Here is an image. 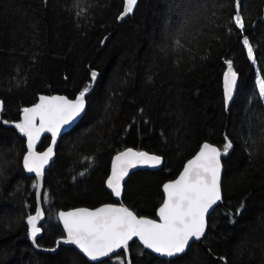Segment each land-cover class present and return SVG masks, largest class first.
Segmentation results:
<instances>
[{"label": "trees", "instance_id": "trees-1", "mask_svg": "<svg viewBox=\"0 0 264 264\" xmlns=\"http://www.w3.org/2000/svg\"><path fill=\"white\" fill-rule=\"evenodd\" d=\"M124 8L125 0H0V264H264V0H139L120 23ZM228 61L239 76L229 109ZM92 72L99 77L87 113L45 173L46 219L34 247L27 217L38 208L36 179L25 173L26 136L15 125L41 95L75 99L90 90ZM205 143L232 145L222 158V203L182 256L160 259L138 241L100 263L68 244L37 251L66 239L60 211L115 202L107 180L116 154L133 148L163 158L161 170L130 175L122 198L137 216L156 219L163 185Z\"/></svg>", "mask_w": 264, "mask_h": 264}, {"label": "snow or ice", "instance_id": "snow-or-ice-1", "mask_svg": "<svg viewBox=\"0 0 264 264\" xmlns=\"http://www.w3.org/2000/svg\"><path fill=\"white\" fill-rule=\"evenodd\" d=\"M135 4L136 0H127L125 14L131 11ZM234 19L236 26L243 29L244 24L239 13ZM243 43L247 48L249 60L255 62L249 41L244 39ZM96 75L95 72L91 74L93 81ZM236 80L237 74L233 71L232 62L228 61L227 72L224 74L226 102L232 99ZM258 83L259 95L264 98V79ZM88 91V88L82 90L75 100L62 96H41L39 104L23 110V122L15 126L28 141V154L23 161L24 168L30 173L35 172L38 181L43 177L44 166L52 158L53 149L49 147L46 152L37 154L34 151L36 140L42 132L47 131L52 134V142L55 144L60 129L70 124L84 111L85 96ZM231 147V143H228L221 151L205 143L195 158L187 162L179 178L163 185L166 198L159 208V222L140 218L123 205L120 207L107 205L94 211L81 208L72 212H60L58 218L67 233V239L63 243L74 244L91 261L108 257L119 249L127 252L129 241L134 237L138 238L145 248L162 256L172 257L183 253L190 240H199L204 236L209 210L222 198L220 157L222 154L226 155ZM161 163L160 156L150 155L147 152H137L132 149L120 152L112 162V173L107 180V186L116 197H120L121 182L128 175L130 168H135L137 165L155 168ZM34 187H39V182ZM44 200L47 201V196ZM43 218L44 212L40 208L36 209L35 215L27 217L34 243L41 231L38 221Z\"/></svg>", "mask_w": 264, "mask_h": 264}, {"label": "water", "instance_id": "water-1", "mask_svg": "<svg viewBox=\"0 0 264 264\" xmlns=\"http://www.w3.org/2000/svg\"><path fill=\"white\" fill-rule=\"evenodd\" d=\"M138 4H139V0H136V4L134 5V6H132V9H131V11H129V12H127L126 14H125V9L127 8V0H125V8H124V12L119 16V18H118V21L121 23V22H123L126 18H127V16L128 15H130V13H132V12H134L136 9H137V7H138ZM262 21H264V9H263V17H262ZM93 73V72H92ZM96 73V72H95ZM97 75H96V79H95V81H93V83H92V87H91V89L87 92V94H86V96H85V109H84V111L78 116V117H76L70 124H67V125H64L61 129H60V131H59V134L56 136V138H55V144H53V142H52V134L50 133V132H47V131H45V132H42L41 134H40V136H39V139L38 140H36V142H35V148H34V151L37 153V154H42V153H44V152H46L47 150H48V148L49 147H51L52 149H53V155H52V158H51V160H49V162L44 166V170H43V177L41 178V179H39V181H38V178H37V176H36V174H35V172H28L25 168V173H26V175L28 176V177H34L35 179H36V184L39 182V187H37V199H38V208H40L43 212H44V210H43V208H42V206H41V199H42V196H43V186H44V178H45V173L50 169V167H51V165L53 164V162L55 161V159H56V149H57V147H58V145H59V142H60V140H61V138L66 134V133H68V132H70L84 117H85V115H86V113H87V109H88V102H87V99L89 98V96L92 94V92L94 91V89H95V87H96V85H97V81H98V77H99V75H98V73H96ZM238 82H239V76L237 75V80H236V87L234 88V90H233V96H232V99L230 100V101H228V102H226V107H227V109H229L230 107H231V105H232V103H233V101H234V98H235V95H236V92H237V88H238ZM41 96H45V97H54V96H62V97H65V98H67V99H69L67 96H65V95H61V94H56V95H54V96H47V95H41ZM40 96V97H41ZM40 97H39V99H38V102H37V104H39L40 103ZM78 97V96H77ZM76 97V98H77ZM75 98V99H76ZM75 99H69V100H75ZM36 104V105H37ZM36 105H34V106H31V107H28V108H33V107H35ZM1 113H3V104H2V102H0V114ZM23 118H24V112L22 113V115H21V121L23 122ZM36 123H37V126L39 125V120L37 119V121H36ZM46 137H49V138H51V141H50V145H49V147H47L44 151H39V147H40V145L42 144V142H43V140L46 138ZM208 144H210V143H208ZM204 145V144H203ZM211 146H213V147H216V146H214V145H212V144H210ZM202 148V147H201ZM201 148H200V150H201ZM218 150H220L218 147H216ZM26 154H25V156L28 154V141H27V137H26ZM129 149H132L133 151H137V152H139L138 150H136V149H133V148H129ZM126 150H128V149H126ZM126 150H123V151H126ZM199 150V151H200ZM122 151V152H123ZM199 151L191 158V159H194L195 158V156L199 153ZM143 152H146V151H143ZM148 153V152H147ZM119 154V153H118ZM150 154V153H149ZM117 155V154H116ZM115 155V156H116ZM150 155H153V154H150ZM223 155L224 154H222L221 155V157H220V159H221V176H220V188H221V197H222V177H223V174H224V167H223V163H222V158H223ZM115 156H114V158H115ZM114 158H113V160H114ZM162 158V157H161ZM191 159H189V160H191ZM188 160V161H189ZM187 161V162H188ZM113 162V161H112ZM187 162L185 163V165H184V167L186 166V164H187ZM163 165H164V160H163V158H162V163L158 166V167H155V168H153V167H150V166H148V165H137V167H135V168H130L129 170H128V175L126 176V177H124V179H123V181L121 182V184H122V192H121V196L120 197H116L113 193H112V190L110 189V188H108V186H107V189H108V191L113 195V197H114V199H115V202L114 203H106V204H103V205H100V206H98V207H96V208H86V209H89V210H92V211H94L95 209H97V208H100V207H103V206H107V205H111V206H115V207H120L121 205H122V198H123V193H124V184L128 181V179H129V177H130V175H132L133 173H136V172H138V171H145V170H149V171H159V170H161L162 169V167H163ZM23 166H24V163H23ZM184 167H183V169H184ZM183 169H182V171L180 172V174L177 176V178H175L174 180H172V181H169V182H167V183H171V182H174L175 180H177L178 178H179V176L181 175V173L183 172ZM111 173H112V166H111ZM111 173H110V176H111ZM109 176V177H110ZM166 184V183H165ZM164 193V192H163ZM164 197L166 198V196H165V193H164ZM165 198H164V200H165ZM222 203V198H221V200L220 201H218L215 205H213V208L212 209H210L209 210V213H208V215H207V217H206V229H205V234H204V236L203 237H201V239H199V240H196V239H192V240H190L189 241V245L186 247V250L183 252V253H179V254H177V255H175V256H172V257H167V256H162V255H160V254H158V253H155V252H153L151 249H147V248H145L144 247V245L139 241V239L138 238H136V237H134L131 241H129V245H131L133 242H135V241H138L139 242V244L146 250V251H148L149 253H151L152 255H154V256H156V257H158V258H160V259H165V260H169V259H175V258H177V257H180V256H182L183 254H185L187 251H188V249L190 248V246L193 244V243H199V242H201L203 239H204V237H205V235H206V233H207V230H208V219H209V217L211 216V214L216 210V208L220 205ZM162 205H163V203H162ZM161 205V206H162ZM124 206V205H123ZM160 206V207H161ZM125 207V206H124ZM77 209H81V208H76V209H71V210H67V211H60V212H72V211H75V210H77ZM59 212V213H60ZM158 212H159V209H158V211H157V218L156 219H152V218H148V217H140V218H145V219H152V220H156L157 222H159V216H158ZM59 213H58V215H57V218L59 217ZM35 215V214H34ZM139 217V216H138ZM45 219H46V217H45V213H44V218L43 219H41V220H39L38 221V226L41 228L42 227V225L44 224V222H45ZM58 221H59V223H60V225H61V227H62V229H63V232H64V234H65V236H66V239H67V233L64 231V228H63V224H62V222L59 220V218H58ZM28 225V224H27ZM28 227H29V225H28ZM29 232H30V228H29ZM41 234H42V229H41V231H40V233L37 235V237H36V241H35V243L33 242V240H32V238H31V240H32V243H33V246L34 247H36V242H37V240H38V237H40L41 236ZM31 236V235H30ZM63 241H64V239L63 240H61V241H59V244L57 243V247L55 248V250L53 251L52 249H37V251L38 252H41V253H56V252H58L59 251V249H60V247L61 246H63V245H66L67 243H63ZM69 246H71V247H73V248H75L89 263H100V262H103V261H105V260H107V259H109V258H111V257H113V256H115V255H118V254H120L122 251H123V249H119V250H117L116 252H114V253H112V254H110V256H108V257H102L100 260H98V261H91L87 256H85L74 244H68Z\"/></svg>", "mask_w": 264, "mask_h": 264}, {"label": "flooded vegetation", "instance_id": "flooded-vegetation-1", "mask_svg": "<svg viewBox=\"0 0 264 264\" xmlns=\"http://www.w3.org/2000/svg\"><path fill=\"white\" fill-rule=\"evenodd\" d=\"M41 146V145H40Z\"/></svg>", "mask_w": 264, "mask_h": 264}]
</instances>
